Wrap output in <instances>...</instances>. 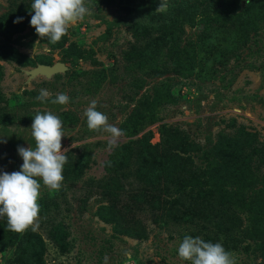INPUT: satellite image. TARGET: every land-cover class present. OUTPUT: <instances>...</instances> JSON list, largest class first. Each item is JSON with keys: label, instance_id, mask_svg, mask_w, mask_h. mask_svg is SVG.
Wrapping results in <instances>:
<instances>
[{"label": "rangeland", "instance_id": "374dc122", "mask_svg": "<svg viewBox=\"0 0 264 264\" xmlns=\"http://www.w3.org/2000/svg\"><path fill=\"white\" fill-rule=\"evenodd\" d=\"M32 2L0 0V22L13 12L26 11ZM84 2L91 14L69 26L64 47L41 39L30 25L31 19L10 37L0 35V48L8 47L19 55L0 58V139L6 141L0 143V174L20 170L23 160L18 146L35 147L30 129L33 119L37 113L51 112L63 123L61 143L67 163L59 191L50 192L40 181L36 231L46 243L47 264H103L105 255L109 264H190L178 259L179 244L185 236L205 240L206 230L198 223L157 220L158 215L133 206L129 186L118 207L131 208L130 221L141 235L122 233L116 224L102 218L111 204L101 195L99 185L108 181L105 163L117 147L109 149L107 133L88 130L84 112L96 100L97 110L121 129L143 95L169 94L158 102L154 121L134 137L124 134L119 146L148 132L152 133L151 143L157 144L162 125L180 129L203 149H211L220 137H233L241 129L256 133L257 142L264 144V0H255L253 6L251 0L245 1L236 23L215 17L211 24L184 26L177 46L165 49L161 60L148 70L137 69L135 61H129L134 49L143 46L137 42L131 20L139 6L161 10L159 0H135L129 9L120 0ZM72 44L85 58H70L65 73L30 77L29 72L39 65L63 62ZM185 53L195 59L188 70L176 65L187 59ZM41 89L51 94L45 102L36 99ZM59 93L69 96L68 104L51 103ZM64 114L77 122L64 120ZM80 161L86 167L76 179L75 166ZM196 162L203 165L198 158ZM253 166L264 193V162L255 161ZM60 224L69 245L65 254L52 239ZM125 250H130L131 260L124 256ZM230 253L236 264H264V251L253 241ZM13 257L12 248H0V264H8Z\"/></svg>", "mask_w": 264, "mask_h": 264}, {"label": "trees", "instance_id": "16d2710c", "mask_svg": "<svg viewBox=\"0 0 264 264\" xmlns=\"http://www.w3.org/2000/svg\"><path fill=\"white\" fill-rule=\"evenodd\" d=\"M115 1L103 0L104 3ZM120 1L129 9V4L135 0ZM245 1L166 0L167 8L158 11L148 5L139 6L131 26L137 42L143 46L134 49L129 61H135L137 69H150L161 60L165 49L171 51V47L177 46L184 26L194 28L200 22L211 24L215 17H221L225 23H236L242 17ZM255 3L251 0L250 6ZM25 12H31V5L26 11L5 17L0 22V35L6 33L10 37L13 32L22 30L25 20L31 19ZM18 17L23 20L14 23ZM45 40L49 43L47 38ZM66 43L64 36L51 45L64 47ZM185 54L187 59L179 60L176 65L188 70L194 66L195 59ZM3 57L15 59L19 55L3 47L0 58ZM72 57L85 58L73 44L63 62L67 63ZM1 75L0 68V78ZM166 95L169 97V94L143 95L121 126L124 133L134 137L142 132L154 121L158 102ZM62 117L70 123L77 122L71 115ZM159 132V143L152 144V133L148 132L141 139L118 146L105 163L109 178L99 189L111 205L103 210L102 218L116 224V229L122 233L141 235L136 223L130 221L131 208L118 207L129 186L133 191L129 195L133 206L158 215L157 220L198 223L206 230L205 242L221 243L229 252L249 241L264 251V193L259 188L263 182L253 166L255 161L264 162V144L257 142L258 135L241 129L233 137H220L211 149H203L178 128L162 125ZM196 158L202 166L197 164ZM79 166L81 168L77 169ZM85 167L83 161L75 166L76 179ZM63 229V225L57 226L52 239L65 254L69 252V245ZM0 248L13 249L14 257L8 264H47V246L42 235L31 228L22 234L11 232L7 229L6 217L0 218Z\"/></svg>", "mask_w": 264, "mask_h": 264}, {"label": "clouds", "instance_id": "9594fccd", "mask_svg": "<svg viewBox=\"0 0 264 264\" xmlns=\"http://www.w3.org/2000/svg\"><path fill=\"white\" fill-rule=\"evenodd\" d=\"M158 8L166 9V0H160ZM31 12L34 14L31 15L30 25L36 34L41 39L47 38L53 45L67 34L71 24L91 14L84 0H33ZM22 20L18 17L13 22L20 23ZM50 95L46 89H41L36 99L45 102ZM69 100L67 94L59 93L51 103L66 105ZM97 103L92 100L84 112L87 128L92 132L107 133L108 147L114 149L125 133L117 125L109 123L108 117L97 110ZM30 129L35 147L18 146V154L23 160L20 170L0 174V218L6 217L7 229L18 234L29 228L32 231L38 229L40 181L50 192L59 191L67 163L66 150L62 152L61 143L63 123L57 115L37 113ZM0 143L6 141L0 139ZM124 256L131 260L130 250H125ZM178 259L190 264H236L233 255L221 243L205 242L200 237L191 236H185L179 244ZM103 264H109L107 255Z\"/></svg>", "mask_w": 264, "mask_h": 264}, {"label": "water", "instance_id": "95a60500", "mask_svg": "<svg viewBox=\"0 0 264 264\" xmlns=\"http://www.w3.org/2000/svg\"><path fill=\"white\" fill-rule=\"evenodd\" d=\"M68 66L64 62H57L53 65H39L35 68H33L29 75L31 78H34L36 76H46V77H52L59 73H65L68 71Z\"/></svg>", "mask_w": 264, "mask_h": 264}]
</instances>
